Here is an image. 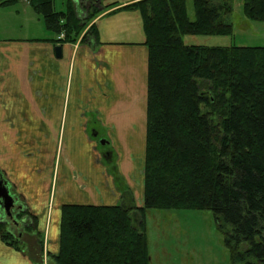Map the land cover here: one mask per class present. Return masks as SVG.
Here are the masks:
<instances>
[{
    "label": "trees",
    "instance_id": "trees-1",
    "mask_svg": "<svg viewBox=\"0 0 264 264\" xmlns=\"http://www.w3.org/2000/svg\"><path fill=\"white\" fill-rule=\"evenodd\" d=\"M27 1L48 30L63 34L55 41L99 42L96 25H88L97 15L94 4L82 20L72 0L64 10H55L52 0ZM193 5L192 20L185 0L122 6L140 14L148 50L143 202L135 205L109 149L103 160L122 201L62 204L58 249L46 251L49 264H149L146 210L178 208L211 211L236 264H264V46L185 44L183 34L232 30L231 0ZM243 10L264 21V0H243ZM27 218L26 229L39 234L37 217L27 210L18 221ZM0 238L25 253L3 222Z\"/></svg>",
    "mask_w": 264,
    "mask_h": 264
},
{
    "label": "crops",
    "instance_id": "crops-1",
    "mask_svg": "<svg viewBox=\"0 0 264 264\" xmlns=\"http://www.w3.org/2000/svg\"><path fill=\"white\" fill-rule=\"evenodd\" d=\"M134 1L93 0L99 13L88 25H96L98 43L57 42L50 32L0 38V172L22 211L37 217L47 251L58 249L62 204L122 201L102 163L100 134L142 205L132 159L142 151L143 186L148 50L140 14L122 7ZM0 264L39 261L0 238Z\"/></svg>",
    "mask_w": 264,
    "mask_h": 264
},
{
    "label": "rangeland",
    "instance_id": "rangeland-1",
    "mask_svg": "<svg viewBox=\"0 0 264 264\" xmlns=\"http://www.w3.org/2000/svg\"><path fill=\"white\" fill-rule=\"evenodd\" d=\"M66 0H52L55 10H64ZM76 2V0H72ZM122 0H103L102 3ZM93 0H78V16L83 20L91 14ZM188 17L194 19L193 0H185ZM101 4V3H100ZM232 10L229 19L232 30L227 35L183 34L185 44L209 46H264V21L249 19L243 10V0H231ZM97 7L96 5H93ZM27 10V13L24 11ZM19 11L20 13H17ZM96 13L99 10L95 9ZM98 11V12H97ZM48 30L41 15L24 1L12 5H0V38L7 37H41ZM103 135L100 134V137ZM96 141H98L96 139ZM100 154L108 147L98 144ZM141 152L133 153V171L136 181L142 186ZM59 158V153L57 160ZM102 163H104L102 156ZM134 172V173H135ZM76 176V174H75ZM138 186V185H137ZM139 187V186H138ZM137 187V189H138ZM53 190V189H52ZM31 219L27 218L21 226H13L15 236L20 239L25 249L39 264H49L43 235L27 230ZM144 225L148 243L149 264H236L234 249L226 242L225 234L219 228L218 222L209 210L197 209H148L144 214ZM12 248V247H11ZM48 248V247H47Z\"/></svg>",
    "mask_w": 264,
    "mask_h": 264
},
{
    "label": "flooded vegetation",
    "instance_id": "flooded-vegetation-1",
    "mask_svg": "<svg viewBox=\"0 0 264 264\" xmlns=\"http://www.w3.org/2000/svg\"><path fill=\"white\" fill-rule=\"evenodd\" d=\"M101 140H102V138L99 137L98 141H99L100 145L105 146V143H104L105 141L103 143H101ZM102 156L104 158L108 157L109 156V150L105 149L104 152L102 153ZM2 178H3V176H2ZM7 184L10 188V193L13 194L14 203L9 208L8 211L4 208L3 205L0 204V222L8 224V225H10V228H12L13 224L14 225L19 224L17 221H18L20 214H21V211H22V205L19 203V198L13 193L11 185L9 183H7ZM24 223H25V221H24Z\"/></svg>",
    "mask_w": 264,
    "mask_h": 264
},
{
    "label": "water",
    "instance_id": "water-1",
    "mask_svg": "<svg viewBox=\"0 0 264 264\" xmlns=\"http://www.w3.org/2000/svg\"><path fill=\"white\" fill-rule=\"evenodd\" d=\"M55 53L57 56L60 55V46H56ZM106 141L105 139L101 140V143ZM8 182L2 178V175L0 174V204L4 206V208L8 211L9 208L14 203V197L13 194L10 193V188L7 184Z\"/></svg>",
    "mask_w": 264,
    "mask_h": 264
},
{
    "label": "built area",
    "instance_id": "built-area-1",
    "mask_svg": "<svg viewBox=\"0 0 264 264\" xmlns=\"http://www.w3.org/2000/svg\"><path fill=\"white\" fill-rule=\"evenodd\" d=\"M63 36V34H60L59 36H58V38H61Z\"/></svg>",
    "mask_w": 264,
    "mask_h": 264
}]
</instances>
